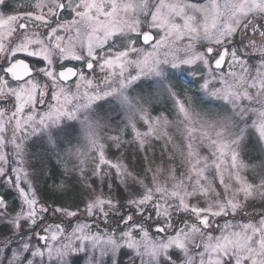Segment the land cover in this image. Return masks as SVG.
I'll list each match as a JSON object with an SVG mask.
<instances>
[{
	"label": "snow or ice",
	"instance_id": "1",
	"mask_svg": "<svg viewBox=\"0 0 264 264\" xmlns=\"http://www.w3.org/2000/svg\"><path fill=\"white\" fill-rule=\"evenodd\" d=\"M0 264H264V0H0Z\"/></svg>",
	"mask_w": 264,
	"mask_h": 264
},
{
	"label": "rangeland",
	"instance_id": "2",
	"mask_svg": "<svg viewBox=\"0 0 264 264\" xmlns=\"http://www.w3.org/2000/svg\"><path fill=\"white\" fill-rule=\"evenodd\" d=\"M89 75H92L89 73ZM97 75L99 76V72H97ZM183 79V77H182ZM135 95V93H133ZM155 102V99L153 100ZM123 116L124 112L120 110L119 105L116 104L115 101L111 102V105H104L103 107H97L93 110V112L90 114V119L93 120L95 123L100 125L98 128L99 135L101 139L107 144V136L114 134L113 129L118 125L123 123ZM68 123H75L77 126V137L79 139V142L82 144H86V141L84 140V134L82 130L80 129V125L78 121H67ZM142 131L146 130V128H142ZM125 140L130 139L129 136L124 137ZM76 141H74L75 143ZM39 146L37 148L33 149V151H39ZM107 154L110 158L115 160L117 157H121L123 154V158L125 162H131L135 163V154L133 152V148L130 147L127 143L123 145L119 150L116 149L115 146L108 147ZM157 157H159V150H157L156 153ZM143 154H140V160H142ZM51 165L53 167L54 171H59L60 169L57 167V161L53 159L51 162Z\"/></svg>",
	"mask_w": 264,
	"mask_h": 264
}]
</instances>
